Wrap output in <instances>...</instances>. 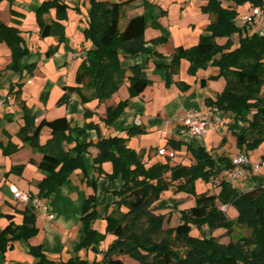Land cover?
<instances>
[{
  "label": "trees",
  "instance_id": "obj_1",
  "mask_svg": "<svg viewBox=\"0 0 264 264\" xmlns=\"http://www.w3.org/2000/svg\"><path fill=\"white\" fill-rule=\"evenodd\" d=\"M87 1L89 6L83 37L90 46L76 70L75 85L63 87L64 93L59 102L67 101L71 93H76L82 104L92 100L104 102L127 80L129 98L106 107L103 122L111 125L123 113L129 99L141 94L150 84L149 80L141 76L142 71L138 66L128 69L122 66V57L146 52V22L143 15H137L127 19L123 30L119 29L120 18L133 0ZM234 1L237 5L249 2L252 6H264V0ZM70 7V3L63 0L41 2L36 12L41 35L55 34L58 41L62 42L65 36L63 21ZM72 8L79 9V6ZM51 9L55 10V19L46 23L43 15ZM201 10L214 16L206 27L207 33L200 35L198 42L191 47H177L170 62L158 66L165 71L167 85L173 83L172 76L177 73L182 59L189 62L187 71L192 75L199 69L216 67L218 73L211 76V79L223 77L225 85L214 97H206L204 104L213 112L232 115L233 121L229 127L236 136L238 148L247 154L264 143V32H249L248 21L239 25L235 21V8L224 7L217 0H209ZM233 34L239 36L236 46L231 40ZM217 38H225V41L218 43ZM154 41L164 43L165 38ZM0 42L5 43L11 52L7 69L22 74L24 69L18 67V61L28 53V48L21 31L1 23ZM56 49L54 47L46 54L50 56ZM33 66L25 69L29 71ZM128 71L130 75H127ZM179 84L184 85L183 82ZM13 89L12 85L10 91ZM91 115L85 109L84 117ZM238 123L243 124L242 129H239ZM44 127L50 129L51 135L41 143L40 133ZM97 128V124L87 123V129ZM74 130L84 133L83 129L72 127L65 117L41 119L38 123L32 118H25L16 134L23 143L42 154L38 167L45 176L37 185L36 196L46 201L78 169L85 183L93 189L94 193L87 196L82 204L80 221L84 236L79 249L103 252L102 259L96 262L74 255L62 261L63 264H124L121 256H127L135 264H264V185H257L245 192L238 190L215 169L216 162L209 151L203 146L182 140L169 139L167 143L174 151H180L183 145L186 146L193 159L190 164H172L170 158L165 157L164 161L146 166L143 152L129 147L127 137L117 135L76 144L72 148L76 155L71 156L70 150L65 149L63 143L71 142V132ZM142 131L136 126L125 129L128 136ZM90 146L98 149L93 158L97 176L87 178L82 154ZM18 149L19 146L13 142L3 146V152L7 155ZM218 161L223 170L233 168L226 156L220 157ZM105 162L111 164L110 172L103 169ZM101 175L111 181L118 179L121 182L119 188L113 191L115 200L106 204L103 215L98 210L95 193L97 179ZM216 178L217 192L196 191L197 181L210 183L215 182ZM170 189L174 193L192 195L194 204L180 210L177 225L164 228L166 216L154 213L152 205L163 192ZM218 204L235 208L236 217L230 218ZM21 214L20 224L10 222L1 229V253L13 241L27 240L37 234L36 214L31 202L25 203ZM8 217L11 219L12 216ZM100 219L105 221V232H100L94 225ZM204 227L208 229L209 235L204 234ZM239 227L248 230V234L234 239L232 236ZM193 229L197 230L196 234H192ZM217 229L224 230V234L231 237L227 244L220 243V238L212 234ZM106 234L114 238L104 251H100L98 245ZM30 252L36 258L32 264H59L46 256L41 245L31 246Z\"/></svg>",
  "mask_w": 264,
  "mask_h": 264
},
{
  "label": "crops",
  "instance_id": "obj_2",
  "mask_svg": "<svg viewBox=\"0 0 264 264\" xmlns=\"http://www.w3.org/2000/svg\"><path fill=\"white\" fill-rule=\"evenodd\" d=\"M43 1L46 0H14L12 2L2 0L0 2V24L17 27L28 48V53L18 61V67L24 69L20 74L7 69L11 52L5 43L0 42V57L2 56L1 60L3 59L0 62V99L2 100L0 104V231L10 222L20 224L22 221L21 212L25 203L14 198L11 188L15 186L35 196L38 192L37 185L45 176L38 167L42 154L27 143H23L16 135L25 118H32L38 123L41 119L52 120L65 117L72 127L83 129L84 133L72 131L71 142L63 143L64 148L70 150L71 156L76 155V151L72 149L76 144L95 142L98 137L115 135L127 137L129 147L143 152V162H149L148 166L162 161L159 157H164L155 153V149L164 147L173 150L167 143L169 139L200 145L211 153L216 162L215 169L228 180L229 171L222 169L218 159L226 156L232 162L239 154L246 153L238 148L236 136L229 127L233 121L232 115L213 112L204 104L206 97H214L222 91L225 85L224 78L211 79V76H216L218 73L214 66L199 69L193 75L189 74L187 71L189 62L182 59L177 73L172 76L173 83L167 85L165 71L158 66L168 64L177 47H191L198 42L200 35L207 33L206 27L214 16L203 12L201 7L209 0H179L175 6L178 12L174 18L168 15V7L172 0L171 2L170 0H134L126 6L128 9L126 21L137 15H143L145 18L146 52L132 57H122V66L126 69L138 66L142 71L141 76L149 80L150 84L141 94L129 99L123 113L111 125H105L103 122L106 107L129 98L127 80L104 102L92 100L82 104L76 93H71L64 103L59 102L64 93L63 87L75 85L76 70L85 56L86 49L90 46L83 37L88 1L69 0L67 2L71 7L68 8L67 18L63 21L65 36L62 42L58 41L55 34L42 36L40 33L36 12ZM63 1L66 2V0ZM217 1L224 7L235 8L237 11L235 21L239 25L246 23L243 17L252 15L253 8L260 9L262 19L252 17L248 20L247 30L264 32V6H252L249 2L237 5L234 0ZM71 2L76 3L74 6H79V9H74L72 15H70V9H73ZM11 10L14 12L12 13ZM54 19V9L43 15L46 23ZM162 37L165 38L164 43L154 41ZM216 40L218 43H223L225 38ZM231 40L237 44L238 35L233 34ZM54 47L57 49L48 56L46 53L52 51ZM167 47L170 49L165 50ZM30 65H34L33 68L26 70L25 68ZM127 75H130L129 71ZM179 82H183L184 85H180ZM12 85L14 89L10 91ZM85 109L92 114L88 118L84 117ZM188 110H197L202 113L210 110L215 116H219L222 124L218 126L211 119L207 123L203 138H189L186 128L181 123L183 115ZM88 122L97 124L98 128L87 129ZM132 126L141 128L143 131L128 136L125 129ZM238 127L242 129L243 124L238 123ZM50 135V129L44 127L40 133V142L44 143ZM8 142L18 145V151L10 155L4 154L3 146ZM262 146L264 143L257 149L247 152V160L240 164L242 175L231 180L238 190L245 192L257 185H264V166L259 165L264 161ZM177 152L179 155L190 154L184 145L180 151H174V154ZM97 153L98 149L90 146L87 152L82 154L86 164L87 178L97 176L93 164V158ZM192 162L193 159L185 164ZM256 164L259 165L257 170ZM102 167L106 172L111 171L109 162L103 163ZM120 184L118 179L111 181L103 175L97 179L96 202L97 206H103L102 215L106 211V204L115 200L113 191L117 190ZM216 190L218 191V188ZM92 193H94L93 189L85 183L81 171L75 170L68 182L58 187L49 196L43 211L34 208L37 234L27 240L13 241L4 253L0 252V264L34 263L36 258L30 252V247L37 245H41L46 256L59 264H63L62 261L74 255L89 261H101L103 252L95 253L91 249H79L84 236L80 221L82 204ZM166 197L167 200L163 198L152 205L154 213L158 214L167 210L162 209L167 207H162L165 205L164 202L178 210L189 208L194 204V197L187 193L179 192ZM227 207L230 218L236 217V209L232 206ZM9 215L12 216L11 219ZM49 215L52 217L50 218ZM94 225L100 232H105L104 220L101 219ZM99 250L105 249L100 247Z\"/></svg>",
  "mask_w": 264,
  "mask_h": 264
},
{
  "label": "rangeland",
  "instance_id": "obj_3",
  "mask_svg": "<svg viewBox=\"0 0 264 264\" xmlns=\"http://www.w3.org/2000/svg\"><path fill=\"white\" fill-rule=\"evenodd\" d=\"M68 1L69 0H66V2H68ZM110 1H123V0H110ZM170 2H171V0H170ZM71 3H72L71 5H73V6L76 5V3H73V2H71ZM178 3H179V0H172L170 6L168 7V11H169L168 15H170L171 18H174L176 16L177 12H178L176 7H175ZM126 10H128V9L125 8L124 14L120 18V22H119V29L120 30H123V28H124V26L126 24V16L128 15V12ZM73 12H74V9H70V15H72ZM82 12H84V9H82ZM69 20H71V19H69ZM238 38H239V36H238ZM234 45L236 46V44H234ZM169 49H170V47H167L165 50H169ZM0 53H1V51H0ZM1 57H0V62L3 60V59L1 60ZM2 72H3V70L1 71V75H2ZM220 125L221 124H218V126H220ZM218 134H220V133H218ZM262 147H264V146H262ZM155 153H158L157 149H155ZM169 158H170L172 164H174V163H188L189 161L192 160L190 154L187 153L185 155H179L178 152L176 154H174L173 157H169ZM159 159L164 161L166 158L164 156V157H159ZM144 163L148 166L149 162L146 161ZM217 182H218L217 178H216V181L215 182L212 181L211 184L200 180V181H198L196 183L197 191L198 192H204L205 191V192H209V193H215V192H217V190H216L217 189V185H216ZM172 190L173 189H170L169 193H168V191L163 192L161 197H160V199L158 201L162 200L163 198L166 199L167 198L166 196H169L170 194H175ZM158 201H156V202H158ZM164 203H165V205H163L162 207H165V206L168 207L169 206V208H167V207L166 208H162V209H167L166 211L164 210L163 212H160V214H164L166 216V220L164 222V228H168V227L177 225L179 223V215H180L179 212H180V210H178L177 208L171 207L170 206L171 204H169V203H166V202H164ZM218 205L222 209V206L220 204H218ZM98 210H99V212H102L103 206H98ZM223 210L229 216L228 207L225 206V208H223ZM100 221H101V219L97 221V224ZM204 232H205L204 233L205 235H209L210 234L208 229H206V227H204ZM196 233H197V230L193 229L192 230V234H196ZM212 234L218 236L220 238V243H223V244H227L230 241V239H231V237L226 236L224 234V230H222V229H217ZM245 234H248V230H245V229L239 227V228H236V230H235V232H234L232 237L234 239H237V238H239V237H241L242 235H245ZM113 238L114 237L112 235L106 234L104 240L98 245V247L99 248L101 247L102 249H106L107 244H109L112 241ZM120 258L123 260L124 264H135V262L130 260L127 256H121ZM98 262H100V260Z\"/></svg>",
  "mask_w": 264,
  "mask_h": 264
},
{
  "label": "built area",
  "instance_id": "obj_4",
  "mask_svg": "<svg viewBox=\"0 0 264 264\" xmlns=\"http://www.w3.org/2000/svg\"><path fill=\"white\" fill-rule=\"evenodd\" d=\"M252 17L255 19L261 20L262 19V11L258 8H253L252 15H246L244 16V20L247 22ZM2 103V100L0 99V104ZM211 119L214 120L215 124H222V120L219 118V116H215L212 111L207 112H199L197 110H188L182 117L181 123L186 128L187 134L189 138L192 139H200L205 136L206 133V126L208 121ZM158 154L165 156V157H173L174 151L171 149H166L164 147L158 149ZM247 160L246 154H239L233 161V168L229 170L227 178L228 180H233L236 178H239L242 175V171L240 169V164ZM261 166H264V161L260 162ZM258 164H256L255 169L257 170L259 167ZM11 191L13 193L14 198L17 200L27 203L31 202L32 206L35 209L43 211L45 209V199L42 197L34 196L30 193H27L25 191H22L18 189L17 187L13 186L11 188ZM225 208V206H222V209ZM50 218L52 215H49Z\"/></svg>",
  "mask_w": 264,
  "mask_h": 264
}]
</instances>
